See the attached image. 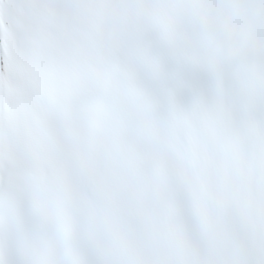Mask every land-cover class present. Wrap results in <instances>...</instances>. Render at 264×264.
I'll use <instances>...</instances> for the list:
<instances>
[{"label":"snow or ice","instance_id":"snow-or-ice-1","mask_svg":"<svg viewBox=\"0 0 264 264\" xmlns=\"http://www.w3.org/2000/svg\"><path fill=\"white\" fill-rule=\"evenodd\" d=\"M0 264H264V0H0Z\"/></svg>","mask_w":264,"mask_h":264}]
</instances>
